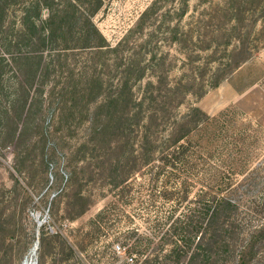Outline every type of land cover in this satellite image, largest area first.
Masks as SVG:
<instances>
[{
	"label": "rangeland",
	"instance_id": "1",
	"mask_svg": "<svg viewBox=\"0 0 264 264\" xmlns=\"http://www.w3.org/2000/svg\"><path fill=\"white\" fill-rule=\"evenodd\" d=\"M154 1L110 0L94 22L115 46ZM24 2L0 0L2 44L14 39ZM176 7L182 10L178 1ZM184 8L180 23L175 12L165 16L166 7L154 17L157 29L147 50L158 55L151 66L166 104L146 105L160 115L149 122L148 132L161 138L176 118L196 115L192 122L202 125L192 139L197 145L192 172L201 181L191 179L183 199L182 172L151 175L148 166L137 173L130 161L124 169L127 187H114L117 174L109 165L130 156L138 140L134 132L109 131L106 139L113 145L118 140V150H108V142L104 152L72 148L87 136L86 75L95 69L104 78L113 76L103 66L108 57L77 50L46 54L37 78L46 85L43 110L24 106L26 94L16 74L8 71L0 87V264H137L121 240L135 232L154 235L156 252L163 256L170 248L166 235L183 236V214L195 209L207 182L219 193L229 184L241 200L246 232L255 237L261 229L258 237L264 238V0H188ZM22 68L27 78L38 60ZM214 170L224 179L215 180ZM105 208L109 216L99 217ZM170 218L181 220V228L173 232ZM57 232L61 237L53 238ZM73 242L78 255L70 252ZM262 242L252 264H264Z\"/></svg>",
	"mask_w": 264,
	"mask_h": 264
},
{
	"label": "trees",
	"instance_id": "2",
	"mask_svg": "<svg viewBox=\"0 0 264 264\" xmlns=\"http://www.w3.org/2000/svg\"><path fill=\"white\" fill-rule=\"evenodd\" d=\"M109 1L25 0L20 10V19L16 23L17 33L14 39L6 38L7 44L0 42V50L3 51L2 53L0 51V87H3L8 71L16 74L26 94L24 106L29 108L37 106L43 110L46 85L41 84L40 80L37 81V78L42 72L46 54L62 56L77 50L92 51L94 56L108 57L103 66L109 68L113 76L104 78L95 69L90 75H86L85 81L91 99L88 102V118H86L87 136L83 142L72 147L75 149L74 152L86 149L104 152L103 143L107 142L108 150H118V140L113 145L112 140L106 139L109 131L115 128L120 131L122 129V135L134 132L138 140L130 156L118 158L109 165L117 174L112 180L114 187L117 189L121 187L123 190L127 187L130 178L124 169L126 164L132 161L137 173L148 166L151 175L161 171L162 173L182 172L183 194H185L183 199H188L190 185L194 181L191 179L196 177L201 181L199 173L193 174L195 172L193 169L197 165V145L192 139L202 122L201 120L192 122V118L196 116L192 114L176 118L167 132L159 138L156 133L151 135L148 132L150 128L148 124L152 120H159L160 115L158 116L157 110H151L146 106L153 102L166 104L162 89L158 86L161 79L154 78L151 66L158 55L147 50L153 44V34L157 29L155 25L158 19L154 17L162 7H166L168 10L165 16L175 12L180 23L187 11L183 9V5H187L188 0H155L142 13L136 26L115 46L107 41L94 22L96 15ZM177 1L178 5L181 4V11L176 7ZM0 23H3L1 16ZM158 23L160 25V22ZM7 57H11V62L7 61ZM33 59L38 60V68L34 72L29 71V76L26 78L24 76L26 71L22 65ZM5 68L9 70L5 72ZM75 69L76 66L72 69L74 74ZM20 75H23L22 78ZM172 89L171 87L170 90ZM14 101L15 98L11 103ZM192 111L202 114L199 108H194ZM135 118L137 122L133 123ZM178 127H183V134ZM108 150L104 153L105 157ZM72 152L73 150L71 157ZM46 166L49 168L50 163L48 162ZM72 167L69 163V169L73 174L77 173V166H74L73 170ZM214 171L218 172L215 180L224 179L223 173ZM223 184L225 185V182ZM226 186L223 188V193H219L217 186L215 188L207 182V186L195 198V209L183 214V236L177 239L174 238V233L170 235L169 232L166 235L168 239L164 237L166 245L170 247L167 254L163 256L157 254L154 235L137 232L122 237L126 252L130 256L137 257V264H252L264 240L258 237L262 230H257L255 237L249 236L242 218L241 200L233 196L234 193L228 189L229 184ZM104 214L109 216L108 208H105L99 217ZM170 219L173 220L170 226L173 232L181 228L179 227L181 220ZM45 236L46 233L43 232L41 244ZM58 237H61L58 232L53 235V238ZM68 245L71 253L79 254V247L75 242Z\"/></svg>",
	"mask_w": 264,
	"mask_h": 264
},
{
	"label": "water",
	"instance_id": "3",
	"mask_svg": "<svg viewBox=\"0 0 264 264\" xmlns=\"http://www.w3.org/2000/svg\"><path fill=\"white\" fill-rule=\"evenodd\" d=\"M38 246H39V241H37V243H36V248H35V250H37L38 249Z\"/></svg>",
	"mask_w": 264,
	"mask_h": 264
},
{
	"label": "bare ground",
	"instance_id": "4",
	"mask_svg": "<svg viewBox=\"0 0 264 264\" xmlns=\"http://www.w3.org/2000/svg\"><path fill=\"white\" fill-rule=\"evenodd\" d=\"M28 264V263H27Z\"/></svg>",
	"mask_w": 264,
	"mask_h": 264
}]
</instances>
